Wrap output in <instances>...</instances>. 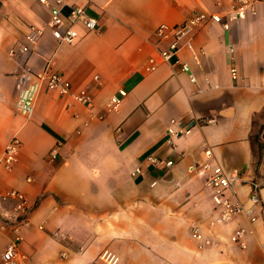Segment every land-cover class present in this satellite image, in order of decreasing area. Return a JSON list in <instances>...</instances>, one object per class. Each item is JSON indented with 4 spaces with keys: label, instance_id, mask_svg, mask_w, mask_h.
Listing matches in <instances>:
<instances>
[{
    "label": "crops",
    "instance_id": "0c3cea01",
    "mask_svg": "<svg viewBox=\"0 0 264 264\" xmlns=\"http://www.w3.org/2000/svg\"><path fill=\"white\" fill-rule=\"evenodd\" d=\"M65 1L86 6L99 29L79 26L73 44L59 43L39 0H0V155L12 136L21 141L13 166H0V195L16 188L29 203L26 223L0 228V264H86L104 249L115 264H264V147L256 165L253 143L264 141V0L228 29L210 20L195 28L199 63L187 48L162 60L154 30L230 0ZM31 25L42 33L28 44ZM48 60L73 88H88L91 106L43 89L32 115L20 113V75ZM120 88L126 95L107 111ZM189 126L180 136L167 131ZM206 163L239 172L233 197L246 207L250 181L260 183L255 220L239 213L211 223L218 211ZM11 204L0 197V209ZM195 228L210 243L192 236ZM240 228L245 247L230 239ZM11 241L16 255L5 263Z\"/></svg>",
    "mask_w": 264,
    "mask_h": 264
},
{
    "label": "built area",
    "instance_id": "2783aa9c",
    "mask_svg": "<svg viewBox=\"0 0 264 264\" xmlns=\"http://www.w3.org/2000/svg\"><path fill=\"white\" fill-rule=\"evenodd\" d=\"M39 2L48 9L49 18L47 24L50 27L52 36L59 43L73 44L79 36V26H82L86 31L99 29V19L97 16L89 14L86 6L68 4L65 0H39ZM255 13L254 0H230L228 8L223 10L210 13L196 11L180 23L171 24L161 22L154 30L158 52L162 60L170 61L180 49L187 48L196 63H199V52L195 49L192 42V34L195 28L203 22L210 20L219 23L224 29H228L233 21L244 18L248 14L254 15ZM41 33L42 29L40 27L31 25L26 34L27 43H34ZM17 50L19 52H25L28 50V45H21ZM15 51L16 49L14 48L9 49L10 54H14ZM149 61L150 65L148 68H154L156 65L154 59L150 58ZM182 69L187 70L188 64L185 62L182 63ZM230 73L233 78H237L238 73L235 66L230 68ZM190 78L191 80L195 79L193 75ZM92 79L98 84L101 83V79L97 74L93 75ZM17 87L18 95L16 106L20 113L27 118L32 115L35 100L43 89L56 91L60 95H67L74 101L87 106H91L93 100L88 88H73L70 80L55 70L50 60L46 62L41 71L34 72L30 69H25L18 79ZM125 95L126 91L124 89H118V92L111 95L108 99L106 110L110 111L117 108ZM191 127H168L167 131L172 135L180 136L189 133ZM20 143L21 141L17 136H12L8 140L0 155V166L2 168L9 169L13 166L17 159ZM205 154L210 156L211 150L206 149ZM148 159L154 163L159 162L158 158L152 155L148 156ZM164 163L170 166L173 161L168 159ZM205 166H211V173L206 179L205 186L210 191L212 202L218 211V215L211 223L227 222L239 213L245 214L251 221L255 220L256 217L252 209L260 201V183L254 180L250 181V193L248 197L250 206L246 207L243 202L233 197L234 184L239 179V172L232 171L227 173L218 164L211 165L210 163H206ZM0 197L2 199L12 200L10 207L0 209V228L4 227L7 223H12L16 226L27 222L29 203L22 191L16 188H10L5 190ZM192 236L205 243H210V240L204 238L198 228L193 230ZM230 239L241 247H245L244 229L234 230L230 235ZM15 255L16 244L11 241L3 251L4 262H12ZM116 261L117 256L111 251L104 249L96 259L90 260L86 264H115Z\"/></svg>",
    "mask_w": 264,
    "mask_h": 264
},
{
    "label": "rangeland",
    "instance_id": "374dc122",
    "mask_svg": "<svg viewBox=\"0 0 264 264\" xmlns=\"http://www.w3.org/2000/svg\"><path fill=\"white\" fill-rule=\"evenodd\" d=\"M262 147H264V141H256L254 142V151H255V155H258V152L262 151Z\"/></svg>",
    "mask_w": 264,
    "mask_h": 264
},
{
    "label": "trees",
    "instance_id": "16d2710c",
    "mask_svg": "<svg viewBox=\"0 0 264 264\" xmlns=\"http://www.w3.org/2000/svg\"><path fill=\"white\" fill-rule=\"evenodd\" d=\"M257 138H258L257 135H254V136H253V143L256 142V141H258ZM261 154H262V153L259 151V152H258V155H257L258 157H257V160H256V165H258V164L260 163L261 156H262Z\"/></svg>",
    "mask_w": 264,
    "mask_h": 264
}]
</instances>
